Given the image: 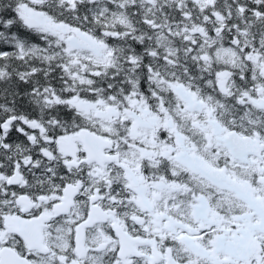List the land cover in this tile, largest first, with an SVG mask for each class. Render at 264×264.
Masks as SVG:
<instances>
[{
  "label": "snow or ice",
  "instance_id": "6c2138e0",
  "mask_svg": "<svg viewBox=\"0 0 264 264\" xmlns=\"http://www.w3.org/2000/svg\"><path fill=\"white\" fill-rule=\"evenodd\" d=\"M0 264H264V0H0Z\"/></svg>",
  "mask_w": 264,
  "mask_h": 264
}]
</instances>
